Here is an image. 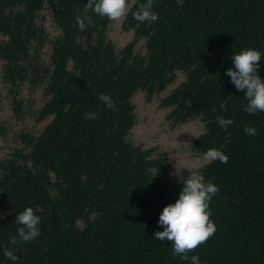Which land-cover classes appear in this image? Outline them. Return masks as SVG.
Returning a JSON list of instances; mask_svg holds the SVG:
<instances>
[{
    "label": "trees",
    "instance_id": "obj_1",
    "mask_svg": "<svg viewBox=\"0 0 264 264\" xmlns=\"http://www.w3.org/2000/svg\"><path fill=\"white\" fill-rule=\"evenodd\" d=\"M139 2L127 0L119 24L130 38L119 46L110 36L117 21L106 16L89 10L77 27L87 0H0V95L4 88L10 112L0 117V264H191L153 239L182 186L177 155L190 165L180 176L199 169L219 189L209 202L216 230L189 257L264 264V112H245L243 90L225 75L232 53H264V0H153L155 22L134 19ZM139 95L157 102L165 132H194L172 147L137 140ZM218 116L233 123L221 128ZM209 148L227 162H205ZM26 206L41 217L40 234L13 244Z\"/></svg>",
    "mask_w": 264,
    "mask_h": 264
},
{
    "label": "clouds",
    "instance_id": "obj_2",
    "mask_svg": "<svg viewBox=\"0 0 264 264\" xmlns=\"http://www.w3.org/2000/svg\"><path fill=\"white\" fill-rule=\"evenodd\" d=\"M184 0H176L178 6ZM84 11L76 18L77 27L83 31L88 20L87 13L91 10L99 16H106L109 20L118 21L126 16L128 11L127 0H87L84 3ZM134 19L139 22H155L158 20L157 13L153 10V0H141L137 10L133 13ZM90 22V21H89ZM232 67L225 69V75L235 89L243 90V96L247 101L243 105L245 112L257 114L264 112V78L259 75L260 62L264 59V53L256 48H241L238 52L230 56ZM98 99L106 108L115 110V103L107 93H100ZM95 112H86V119H95ZM217 123L221 128H227L233 123L227 116H218ZM244 132L247 135H255L256 128L245 125ZM205 162L219 160L221 163L227 162V155L220 149L209 148L203 153ZM178 179L182 182L177 198L172 203L163 206L158 214L157 224L162 230L153 233V239L169 241L173 256H179L181 260L191 261V264H201L198 254L188 253L199 244L205 242L216 230V225L211 220L209 202L218 192V186L206 180L203 172L199 169L188 171L187 176H180L176 169ZM2 218V214H0ZM41 217L37 215L33 208L26 206L15 215V222L19 225L16 229V236L11 237V242L15 244L17 237L22 242H28L37 238L40 234ZM4 255L15 261L16 255L12 251L5 249Z\"/></svg>",
    "mask_w": 264,
    "mask_h": 264
},
{
    "label": "rangeland",
    "instance_id": "obj_3",
    "mask_svg": "<svg viewBox=\"0 0 264 264\" xmlns=\"http://www.w3.org/2000/svg\"><path fill=\"white\" fill-rule=\"evenodd\" d=\"M120 22L121 19L118 20L116 24H114V26L110 30V36L112 40L115 42V44L122 46L129 40L130 33H126L121 30L119 24ZM46 25L50 37H54L58 33V30L52 24L49 17L47 18ZM1 92L2 95H0V117L8 121L10 119V112L8 110L7 98L4 96V94H6V90L2 88ZM27 94L28 91H26L25 95ZM35 96L37 98H40L41 96L40 90H37ZM137 101L139 103L138 107L140 108V116H139L138 124L135 127L137 140L145 139V138L152 140L156 136L159 137L158 141L160 143L165 144V146L172 147L176 143H181L183 139L189 137V135H191L194 132L192 127L182 128L179 132H173V133L165 132L164 114L155 113V107L157 106V102L152 104H145L143 102L142 95H139ZM163 135L167 136L168 139L163 137ZM4 145L5 143L2 142V139L0 138V155H1V147H5ZM173 162H174L173 168L175 172L176 169L179 170L180 173L187 170L188 167H190L188 158L186 156L181 157V155H177L174 157Z\"/></svg>",
    "mask_w": 264,
    "mask_h": 264
}]
</instances>
